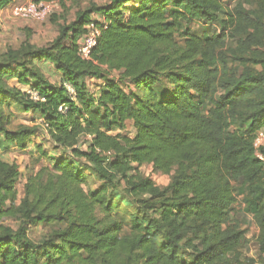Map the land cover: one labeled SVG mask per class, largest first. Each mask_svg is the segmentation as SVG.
I'll return each instance as SVG.
<instances>
[{
    "label": "trees",
    "instance_id": "1",
    "mask_svg": "<svg viewBox=\"0 0 264 264\" xmlns=\"http://www.w3.org/2000/svg\"><path fill=\"white\" fill-rule=\"evenodd\" d=\"M194 21L204 35L190 32ZM92 31L100 35L86 59L81 39ZM45 63L59 82L48 79ZM93 79L103 82L96 93ZM14 105L39 115L41 129L68 153L29 174L19 202L20 167L3 150L25 147L40 129H9ZM128 122L133 136L123 133ZM260 130L264 0L90 3L49 44L26 40L0 56V264H257L243 256L246 232L229 217L242 187L264 255ZM135 164L171 175L170 183L131 174ZM85 170L103 182L99 189L85 188ZM121 180L137 205L127 225L113 197ZM9 219L50 231L37 244Z\"/></svg>",
    "mask_w": 264,
    "mask_h": 264
},
{
    "label": "rangeland",
    "instance_id": "2",
    "mask_svg": "<svg viewBox=\"0 0 264 264\" xmlns=\"http://www.w3.org/2000/svg\"><path fill=\"white\" fill-rule=\"evenodd\" d=\"M108 1L109 0H57V8L51 16L43 22L22 20L14 17L12 8L14 5L18 4V2L0 7V56L11 48H19L26 40H30L31 43L37 46L49 44L58 36L59 26L61 24L73 21L77 13L85 10L90 3L103 5ZM92 17L97 20L99 19L97 14H92ZM188 28L190 32L204 35L203 30L205 27L197 21L192 22ZM218 28V25L213 26L212 32L218 31ZM258 68L261 69L262 67L259 66ZM43 71L50 81L59 82L61 75L56 71L54 65L50 63L43 64ZM87 82L90 91L93 93L98 92L103 85V82L97 79L88 80ZM8 83L19 85L16 79L8 80ZM20 87L27 89V87L24 86ZM32 95L37 96L34 93H32ZM12 111L13 117L11 124L8 126L9 129L16 130L22 125L29 127L36 126L40 129V132L34 135L25 147L21 148L10 144L3 150V157L10 162H16L20 167L21 176L17 183L19 202L24 196V184L28 175L38 172L43 167L51 168L56 160L64 158L68 153L56 147L50 137L47 136L46 130L41 129L43 119L39 115L24 110L20 105H14ZM235 128L236 125H233L232 129ZM134 132L135 130L132 123L128 122L123 133L128 136H133ZM89 140V137L83 136L80 140V145L85 148ZM39 145L47 152V155H44V151L38 148ZM81 165L85 167L83 164ZM135 168L136 169L131 174L141 172V174L152 179L155 184L160 187H166L170 183L171 175H164L156 172L152 165L145 164L143 166H138L135 164ZM85 173L87 176L85 188L87 190H97L103 185V182L91 171L85 170ZM113 190L115 204L120 211V219L122 221L124 220L127 225L131 213L137 211V205L133 202L130 194L127 193V186L124 180H121V183L117 182ZM236 194V202L231 209L229 223L236 225L246 232V242L244 243V248L241 250L243 256L255 258L258 260L257 264H264V261H260L261 257L264 258V255L260 252L257 244L259 227L252 213L246 208V203L244 202L246 192L242 187L237 186ZM6 224L15 228L21 225L28 236L37 244L42 240L45 234L50 231V227L45 224L21 223L12 219L7 220ZM182 257L189 262L194 259L189 251H184Z\"/></svg>",
    "mask_w": 264,
    "mask_h": 264
},
{
    "label": "built area",
    "instance_id": "3",
    "mask_svg": "<svg viewBox=\"0 0 264 264\" xmlns=\"http://www.w3.org/2000/svg\"><path fill=\"white\" fill-rule=\"evenodd\" d=\"M57 8V0L52 1H37L30 0L25 3L16 4L12 8L14 17L22 20H33L43 22L48 19ZM98 31H92L88 35H84L81 39L80 54L83 58L88 59L93 48L98 43ZM37 98V96H33ZM256 147V155L264 160V154L261 152V146H264V130L258 131L254 143Z\"/></svg>",
    "mask_w": 264,
    "mask_h": 264
},
{
    "label": "crops",
    "instance_id": "4",
    "mask_svg": "<svg viewBox=\"0 0 264 264\" xmlns=\"http://www.w3.org/2000/svg\"><path fill=\"white\" fill-rule=\"evenodd\" d=\"M21 1H24V2H21ZM27 1H30V0H12L11 4L16 3V2H18V4H21V3H25Z\"/></svg>",
    "mask_w": 264,
    "mask_h": 264
}]
</instances>
